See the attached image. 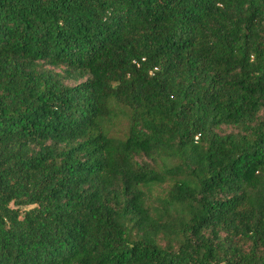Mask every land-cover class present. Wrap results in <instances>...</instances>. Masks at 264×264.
Segmentation results:
<instances>
[{
  "label": "trees",
  "instance_id": "trees-1",
  "mask_svg": "<svg viewBox=\"0 0 264 264\" xmlns=\"http://www.w3.org/2000/svg\"><path fill=\"white\" fill-rule=\"evenodd\" d=\"M0 264H264V0H0Z\"/></svg>",
  "mask_w": 264,
  "mask_h": 264
}]
</instances>
